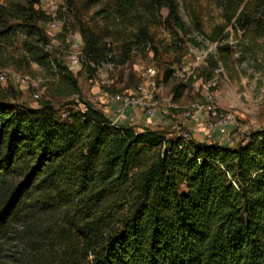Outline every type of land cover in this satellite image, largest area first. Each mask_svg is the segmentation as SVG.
Wrapping results in <instances>:
<instances>
[{
	"label": "trees",
	"instance_id": "1",
	"mask_svg": "<svg viewBox=\"0 0 264 264\" xmlns=\"http://www.w3.org/2000/svg\"><path fill=\"white\" fill-rule=\"evenodd\" d=\"M220 1L226 22L211 41L227 39L232 23L264 33V21L253 18L260 3ZM41 2L0 4V37L25 35L26 58L56 84L39 107L0 90V264H264V128L230 146L184 142L170 126L114 123L45 49L40 23L53 18ZM94 5L101 33L79 22L91 73L113 60L114 41L122 64L149 46L151 23L188 33L178 0H84V8ZM195 28L203 34L199 19ZM229 49L220 42L218 57ZM185 87L175 86V99ZM73 96L68 104L84 108L59 117L55 99Z\"/></svg>",
	"mask_w": 264,
	"mask_h": 264
},
{
	"label": "rangeland",
	"instance_id": "2",
	"mask_svg": "<svg viewBox=\"0 0 264 264\" xmlns=\"http://www.w3.org/2000/svg\"><path fill=\"white\" fill-rule=\"evenodd\" d=\"M9 1L12 0H0V4ZM245 1L262 5L259 10H255L258 15H253V18L257 20L260 17L264 21V0ZM69 2L70 0H42L41 8L53 19L41 22L40 25L50 39V44L45 49L54 59L63 61L78 77L84 100L104 109L112 104L115 93L141 90L142 85L150 87L145 83L146 71L155 68L157 75L150 79V83L155 86L157 107L169 98L180 105L179 109L159 107V114L164 115L165 121L171 123L170 129L175 126L174 135H180L187 127L183 126V121H177L178 110L183 109L182 105L203 101L205 93L213 97L212 101L216 106L235 116L236 128L231 131L230 139L234 136L237 142L246 138L250 132L264 128V33L258 35L255 28L243 29L232 23L224 32L228 34L227 39L225 37L219 42L211 41L208 35L214 27L226 22L220 0H178L180 15L188 33L176 36L163 22L151 23L153 40L149 46L137 47L130 60L122 64L121 46L114 41V58L112 61L108 60L113 66L99 68L95 73L89 72L84 66L87 58L79 22L101 33L104 24L102 18L95 15L99 6L84 8V0H71V5ZM162 14L165 16L167 10L163 9ZM196 19L202 24L203 34L195 28ZM158 21L161 19L158 18ZM8 39L0 37V90L11 95L9 100L13 103L39 107L48 98V88L55 87V80L51 74L26 58L27 52L23 47L25 35L18 32ZM105 41L109 42L111 39L106 38ZM220 42L230 45L225 59L218 57L217 46ZM196 54L204 58L197 61ZM216 60L218 64L213 65L212 61ZM183 67H187L191 74L183 71ZM169 68L174 73L165 80L164 74ZM180 83L186 87L181 91V96L175 99L174 89ZM75 99L77 96L55 99L59 117L66 118L70 107L84 108L82 103L68 104L73 100L77 101ZM149 125L162 126L157 120L151 121Z\"/></svg>",
	"mask_w": 264,
	"mask_h": 264
},
{
	"label": "crops",
	"instance_id": "3",
	"mask_svg": "<svg viewBox=\"0 0 264 264\" xmlns=\"http://www.w3.org/2000/svg\"><path fill=\"white\" fill-rule=\"evenodd\" d=\"M199 54H196V60L200 61L202 59L198 58ZM187 65V64H186ZM189 67V65H187ZM103 76V75H102ZM149 89L145 87L144 92H148ZM107 97V94L105 95ZM108 101V100H107ZM106 101V102H107ZM194 103H201L204 105V108L201 110H198L194 112L193 117H186L183 112L185 109L190 108ZM208 97L207 93L204 95V100L203 101H194L189 103L188 105H182V110H178V120L177 121H183V126L185 125L184 131H188L191 134V137L196 140V141H207V142H212V141H219L220 143L227 144V145H234L236 142L235 137L233 136V139H230L231 131L236 128V121L234 123H231L227 127V134H223L220 132L219 127H216L213 129L211 127V122L213 118L210 115V112L206 110L208 108ZM158 104V102H157ZM156 104V113L154 117H150L147 115L142 108H134V107H127L126 110L121 114L118 112V104L114 100H112V104L110 106H105V110L103 111L113 120L117 121V123L120 124H129V125H134L137 129L142 130L143 127H149L152 129H163L165 128L164 126L168 125L171 126V123L166 120L165 121V116L159 114V107H170L168 104L167 100L166 102H163L160 104L159 107H157ZM180 105L175 102V107L174 109H179ZM160 117H163L164 119H159ZM159 121L162 126L160 127H151L149 124L151 121ZM144 125V126H143ZM187 128V129H186ZM175 126L171 127V130L174 131ZM237 132L235 133V135ZM237 138V137H236ZM238 140V139H237ZM239 141V140H238Z\"/></svg>",
	"mask_w": 264,
	"mask_h": 264
},
{
	"label": "built area",
	"instance_id": "4",
	"mask_svg": "<svg viewBox=\"0 0 264 264\" xmlns=\"http://www.w3.org/2000/svg\"><path fill=\"white\" fill-rule=\"evenodd\" d=\"M198 58L203 59L204 57L199 54ZM113 63L108 61H102L99 68L105 67H112ZM187 66V65H186ZM188 67V66H187ZM187 67H183V71L187 74H191ZM147 78L145 79V83L150 85V87L142 85L141 90L137 89L136 91L133 90H124L122 92L115 93L113 95V100L118 104V112L123 113L127 107H134V108H142L144 109L145 113L150 117H154L156 113V104L157 101L154 95L155 86H151L150 79L157 75V71L155 68H149L146 71ZM107 82L106 79H104ZM154 84V83H153ZM145 87L149 89L148 92H144ZM151 88V89H150ZM207 97L209 100L208 103V110L210 112L211 117L213 118L211 122V127L215 129L219 127V130L223 134H227V127L235 122V116L227 110L221 109L213 103V97L207 93ZM168 104L171 107H175V101L173 99H167ZM204 108V105L201 103H194L190 108L185 109L183 114L186 117H193L194 112L201 110ZM117 123V121H114ZM181 137L184 142H188L191 139V134L188 131H183Z\"/></svg>",
	"mask_w": 264,
	"mask_h": 264
}]
</instances>
